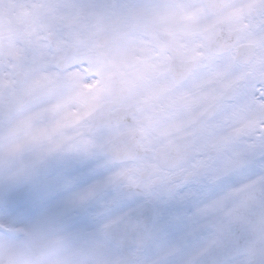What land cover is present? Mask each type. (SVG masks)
I'll return each mask as SVG.
<instances>
[{"label": "snow or ice", "instance_id": "1", "mask_svg": "<svg viewBox=\"0 0 264 264\" xmlns=\"http://www.w3.org/2000/svg\"><path fill=\"white\" fill-rule=\"evenodd\" d=\"M0 264H264V0H0Z\"/></svg>", "mask_w": 264, "mask_h": 264}]
</instances>
